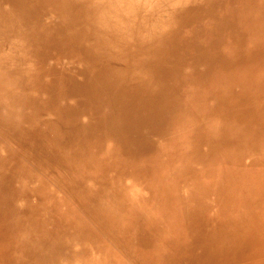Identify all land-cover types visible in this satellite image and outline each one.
<instances>
[{
    "label": "rangeland",
    "instance_id": "1",
    "mask_svg": "<svg viewBox=\"0 0 264 264\" xmlns=\"http://www.w3.org/2000/svg\"><path fill=\"white\" fill-rule=\"evenodd\" d=\"M33 1L49 19L50 29L48 35L32 37L35 44L28 43L25 61L21 47H13L18 57L12 68L28 75L17 81L24 90L20 101L27 104L38 98L55 120L48 121L45 114L35 117L28 109L21 125L0 124V187L12 184L8 192L0 188V198L19 200L17 211L7 217L0 213V263L196 264L192 252L201 248L209 213L226 206L234 207L233 242L238 251L249 254L235 264H251L250 245L260 235V241L264 239V134L252 133L259 109L249 111L236 97L248 92L244 86L253 87L251 81L264 77V37L244 39L254 29V9L263 1ZM12 3L0 0V12ZM100 53L110 56L107 64L100 61ZM36 59L44 66L38 72L47 71V79L32 68ZM86 59L90 67L83 68ZM6 85L9 98L13 82ZM220 104L227 112L240 114L239 124H254L252 139L240 153L218 157L219 167L230 175L222 189L200 203L193 189L181 186L175 192L168 182L171 176H181L188 159L185 152L204 162L214 156L212 144L222 137L211 138L198 130L203 124L214 125ZM260 108L264 109V94ZM99 112L112 113L119 127L107 131ZM75 120L80 126H70ZM178 127H185V132L179 133ZM36 129L52 132L41 135L42 142L24 137ZM232 138L242 146L241 134ZM45 140L68 171L47 160L39 149ZM181 145L186 146L184 154L177 152ZM85 148L101 154H82ZM23 157H32L46 177L38 178L31 166L20 162ZM167 161L173 162L175 171L168 169ZM91 175L97 179L88 178ZM190 180L198 185L203 174ZM99 181L112 189L109 202L100 203L90 192L89 186ZM83 188L91 194L89 207L81 197ZM24 211L31 216L25 217ZM183 215L189 218L182 219ZM40 231L50 237L34 244ZM64 232L74 237L63 238L55 248L53 237ZM198 264L211 263L206 259Z\"/></svg>",
    "mask_w": 264,
    "mask_h": 264
},
{
    "label": "bare ground",
    "instance_id": "2",
    "mask_svg": "<svg viewBox=\"0 0 264 264\" xmlns=\"http://www.w3.org/2000/svg\"><path fill=\"white\" fill-rule=\"evenodd\" d=\"M262 1L263 2L257 5L258 7L254 9L255 12L254 18L256 21L255 27L253 30L248 31L246 34H244V39L246 37H259V39L261 40V38L264 37V22H262V20L264 21V10L261 9V7L264 4V0ZM68 2H70V0H63L64 4H67ZM0 10L2 9L0 8ZM49 10L51 11L50 7ZM19 11H21L23 14L20 15ZM25 13H27V19L24 18ZM73 16H75V14H73ZM48 20H49L48 18L47 19L43 18V14L41 12L37 11L33 0H19V1L13 0L12 6L9 9L5 10L4 12H0V72H2L0 78V124L7 125L9 127H17L21 125L19 123L23 121V116L25 115V112L28 109H33L31 113H33L35 117L40 115L43 116L45 114L44 117H47L48 121L55 120L54 117L49 116L53 113L46 112L45 109L42 107V105H40L38 98L37 101L35 100L33 101V103L31 102L26 104V102L20 101L24 97V90L22 88L20 89L21 83H17V81L21 76L24 77L28 75L23 69L14 70V68H12V64L17 62V57H18V55H16L15 53V50H13V47L15 48L16 45H19V47H21V52L24 51L21 56V60L25 61L23 58L24 55L25 56L27 55L28 43L35 44V42H33L34 38L32 37L37 34L48 35V30L50 29L48 25L49 24ZM59 24L63 27L61 23ZM4 50H5V60L2 59ZM109 57H110L109 55H106L104 53H100L99 55V59L101 62L106 60L102 62L103 64H107L109 62ZM119 59L120 58L117 57L115 61ZM87 60L89 59H86L83 62L84 64L83 68L86 66L87 68L90 67V63ZM29 63L31 64V62ZM40 63L41 61H38L36 59L32 65V68L36 71L35 73L43 74L44 77L47 79V75H46L47 71L38 72L39 68L44 67V66H40ZM57 72L59 74V70H57ZM105 74L107 73L104 72L102 75ZM8 81L10 82V85H12L13 82V88H11L13 91L9 98H5L6 97L5 89ZM48 81L54 84V80L48 79ZM251 82L253 83V87L244 86L245 89L249 87L248 92L246 94H243L244 91L240 92V94L243 95H239L238 97H236V100L238 101L239 105L245 103V105L249 107V111L251 110L255 111L256 109H259V111L257 112L258 120L256 121L255 131L254 132L251 131L254 124H250L248 122L239 124L238 118L240 114L238 112L229 113L220 104L218 111L215 114L216 115L215 119L218 122L215 120L216 122L214 123V125H211L210 128L207 127L208 124L207 126L206 124H203L205 126L200 125L198 132L199 133L205 132L211 138L214 137L223 138V136L226 133L228 132L230 133L228 134V136H226L224 140H222V138L219 139L218 141L214 139L217 145L212 144V146L215 147L213 150L214 156L211 158L209 162L208 161L204 162L198 159L199 157L195 154H193L192 156H190V154H186L185 152L186 146L181 145L180 150H177V152L180 154H184L185 152L184 155L188 156V159H185V163L182 164V168H181L182 171L180 174L181 176L177 178H175V176H171L169 178L168 183L174 188L175 192H177L178 189L182 190L181 186L187 189H193L194 192L197 194V196L194 195L195 197H197V200L200 201V203H205L209 198L208 196H210V194H212L214 190L223 188L224 179L230 175L227 171L219 167L218 157L225 155L227 152L240 153L241 150L243 151L244 144H246V142H249L252 139L251 132L256 135L264 134V124L261 125L264 122V109L260 108V103H261V99L263 98L264 91L256 92L254 89L255 86L264 89V77H261L260 79ZM102 106L107 107V103L105 104L103 103ZM38 107H42V108H38ZM226 112L229 113V115H227ZM70 113L72 112L70 111ZM99 113H100L99 115L100 123L107 125V131H110L113 127H119V121L118 119L111 117L112 113H105V112H99ZM222 113L224 115H220ZM221 116H223V118ZM49 123L50 122H48V124ZM201 123H204V121H201ZM70 126L74 127L80 125L78 121L75 120L71 122ZM113 129L116 130V128ZM185 130H186L185 127L177 128V131L179 133L185 132ZM62 131L64 130L58 132H62ZM20 132H22V130H20ZM50 132H52L51 129L49 130L44 129L42 132L36 129V131L32 133L29 134L23 133V134L24 137L28 136L29 138L38 139V141L42 142L43 139L40 136L43 135L46 137L45 133H50ZM93 132H97V130ZM100 134H96V136H99ZM238 134H241L244 139V142L242 141L243 144L241 147L239 146V143L238 142L236 143L232 138V136H237ZM182 142L185 143V139H183ZM45 143L46 144L40 143L39 149L45 154L47 160H52V161L54 160L56 166H58L62 170L68 171L66 169V165L62 161H58L56 159L57 157L55 156V154H52L48 150L49 148L51 149L53 148V146L51 147L49 145L50 144L49 141L45 140ZM109 145L110 144L107 142L105 146L108 147ZM162 148L166 150L167 145L164 144ZM93 153L96 156L101 154V152H98L97 150L95 151L92 148H85L82 154L92 155ZM20 162H23V164H25L26 167L31 166L34 169L32 170V172L38 178L41 179L43 177H46L43 171L38 167L37 162L33 160L32 157H25V158L23 157L20 159ZM166 165L169 170L172 171V168L173 171L176 170V168H174L173 166V162L167 161ZM256 165L257 164L255 163L254 168L256 167ZM60 166H63L64 169ZM200 173L203 174V181L198 185H195L193 180L191 181L190 179L191 177H194ZM30 174L31 172H28L26 174V177L28 178ZM88 178L97 179L95 175H91ZM187 179L190 181L188 182ZM261 179L262 182L264 183V176ZM99 182L100 183H98L97 185H90L89 187L91 189L90 192L95 193L97 195L98 201L102 203V200L104 201L108 200L107 197L111 194L112 189L104 181H99ZM2 184H5L3 185L5 186L4 188L0 187L3 192H8L12 185V184L6 185L7 182H4ZM27 184L28 181H25L23 186L25 189ZM19 185H20L19 189H21L22 186L20 183ZM51 188H53L54 190V187L52 185ZM89 195L91 194L86 193L85 189L83 188L81 191V197H83V201L87 206L93 205V203L90 202L91 196ZM19 198L21 199V197ZM237 198H240V196L237 195ZM231 201L232 202L235 201V196L231 197ZM0 204H1L0 213L3 214L5 217L11 215L12 212L17 211L19 208V200L17 198L12 201L0 198ZM95 205L96 204H94V206ZM226 208H227L226 206H219L215 213L212 212L214 214L210 215L209 213V217L207 218V224L208 223L209 224L205 227V236L202 238L203 242L201 241V248L200 250L194 248L192 252L193 256L197 260L196 264L200 262L203 263L206 259H208L211 264H235L238 260L244 259L245 256H249V254L245 255L247 250L242 252L238 251L239 250L238 243L233 242V239L237 234L235 230H232L233 225L231 224L234 207L229 209ZM24 214L25 217L31 216V212L29 211H24ZM185 218H189V215L182 216V219ZM171 225L174 226L172 223ZM261 229L264 231L263 224L261 225ZM65 230H68V228L65 227ZM70 235L71 234L64 232L61 234H57L55 237H53L55 248H59L60 241L63 238H66L67 236L69 237ZM72 235L71 237L73 238L74 236ZM49 237L50 236L48 235V233L45 232L43 233L42 231H40L37 234V238H35L33 242L34 244H37L38 242H40L42 238H44V240H48ZM260 239H261V235L254 240V242L250 245V248L248 249V250L251 249V256H254L253 262L251 264H264V239L263 241H260ZM5 243L10 246L14 245L9 240H5ZM88 246L89 244L86 245L85 242L84 248H87ZM32 261L34 262V259ZM0 264H8V261L5 260L3 261V263Z\"/></svg>",
    "mask_w": 264,
    "mask_h": 264
}]
</instances>
